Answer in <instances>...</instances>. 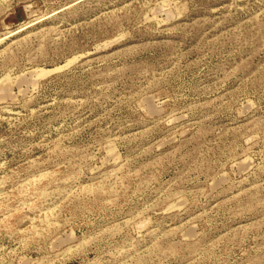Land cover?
<instances>
[{
    "label": "rangeland",
    "instance_id": "1",
    "mask_svg": "<svg viewBox=\"0 0 264 264\" xmlns=\"http://www.w3.org/2000/svg\"><path fill=\"white\" fill-rule=\"evenodd\" d=\"M0 264H264V0H0Z\"/></svg>",
    "mask_w": 264,
    "mask_h": 264
}]
</instances>
